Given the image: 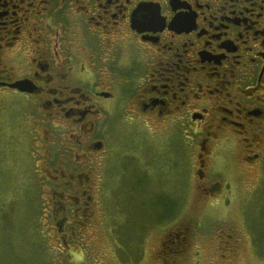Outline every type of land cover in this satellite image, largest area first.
Wrapping results in <instances>:
<instances>
[{"label": "flooded vegetation", "instance_id": "1", "mask_svg": "<svg viewBox=\"0 0 264 264\" xmlns=\"http://www.w3.org/2000/svg\"><path fill=\"white\" fill-rule=\"evenodd\" d=\"M0 99L29 125L41 182L81 204L61 235L89 229L109 155L150 168L160 140L181 173L191 159L199 202L234 210L201 227L244 242L264 198V0H0Z\"/></svg>", "mask_w": 264, "mask_h": 264}, {"label": "rangeland", "instance_id": "2", "mask_svg": "<svg viewBox=\"0 0 264 264\" xmlns=\"http://www.w3.org/2000/svg\"><path fill=\"white\" fill-rule=\"evenodd\" d=\"M16 115L0 99V264H264V198L250 205L247 226L237 225L244 242L222 247L230 240L219 242L207 228L233 219L234 210L199 202L191 159L181 173L160 140L157 165L150 168H137L133 156H125L124 165L121 155H109L99 186L90 189L89 229L61 235L55 226L62 217L72 221L81 204L61 196L71 188L41 182L47 172L44 166L36 170L41 160L32 153L29 125ZM119 132L111 127L109 135ZM139 153L150 155L147 149ZM182 236L186 246L176 251Z\"/></svg>", "mask_w": 264, "mask_h": 264}]
</instances>
